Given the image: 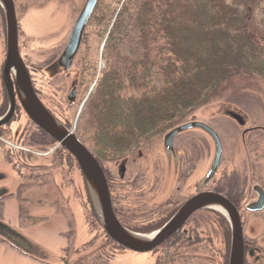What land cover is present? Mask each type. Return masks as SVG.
I'll list each match as a JSON object with an SVG mask.
<instances>
[{"label":"flooded vegetation","instance_id":"1","mask_svg":"<svg viewBox=\"0 0 264 264\" xmlns=\"http://www.w3.org/2000/svg\"><path fill=\"white\" fill-rule=\"evenodd\" d=\"M99 1L92 13L87 28L90 26L94 14H97ZM87 2L88 0H86L83 9L74 22L68 42L61 56L58 58V69H56L51 63L45 67L35 66L30 60L32 58L31 55L25 51L20 39L22 31L21 23L25 18L20 21V13L27 9L28 6H31L28 9H33V7L38 6V9L35 11L36 15L40 16L44 14L42 17L45 18L49 16L47 13L52 9L49 0H13L17 17L20 55L30 74L34 92L50 114L64 128L72 131L80 141L81 139L78 135L79 123L91 93L95 88H92L89 95L84 99L76 119V125L74 128H71L69 125L71 110L77 105L80 94L86 88L84 87L85 84L80 79L72 85L70 91H63L61 87L57 88L53 87V85L55 86L57 83L55 81L56 78L66 75V73L69 75L75 59L81 51L80 48L70 68L67 69L62 66L60 63L62 56L66 51L74 28ZM58 10H61V8ZM36 15L33 17L36 18ZM51 16L53 17L55 15L51 14ZM75 16L76 13L74 14ZM31 17L30 14L26 15V18ZM87 28L81 47L85 42ZM0 29H2L4 37L2 39L0 35V45L4 47L2 52L0 46L1 123L9 113L12 103L10 90L5 82V70L8 57V20L5 6L1 1ZM54 31L56 33L59 32L57 29ZM46 32L43 31L42 36L46 35ZM11 78L15 108L11 119L5 124H0V149L19 178L16 199H14L17 203L20 218L19 230L26 227H33L39 222L48 219L49 213L38 215L34 211L38 204V206L43 207L42 209H46L48 212L51 210L52 213L63 216L69 225L66 233L68 246L64 249L62 261L60 262L61 264H72L66 259L70 254V246L74 242L70 237L71 234L77 233L78 236L76 225L77 210L73 209L70 198L65 194V188L69 189L70 183L63 186L55 181L53 175L54 170L60 169L59 167L63 168L64 171L68 170V172L71 168L74 170L75 167L77 171L81 172L80 174L82 179H84L85 187L88 189L86 193L89 196L90 205L93 210V213H88V216L96 218L94 224L93 222L91 224L95 228L94 230H96L95 239L99 238L102 241L101 236L104 237L106 242L104 241V244L100 245V249L106 246V244L114 247L111 258L95 260L89 264H110L120 254L126 251L134 252L123 248L107 235L95 211L86 179L78 161L27 115L20 100L13 70L11 71ZM45 84L47 85L45 86ZM228 112V117L233 119L230 116L233 112ZM240 117L243 119V125L235 119L233 120L238 123L240 129L243 128V136H249L251 139L254 137V134H257L260 137L255 142L250 141V148L246 154V163L239 167L232 166L231 169L228 168L217 179L216 177L224 162L226 148L223 143L222 161L215 177L210 182H205L207 175L202 181L196 179L200 155L198 150V133L194 132L195 130L182 133L176 137L172 148H170L171 143L169 145L166 143V134H164L163 136L154 138L155 144L159 139L161 140L160 150L157 149L158 146L155 147L156 149H153L152 143L154 141L150 140L137 149V152H141L142 147H145L147 152L145 155L141 153L138 157L131 153L104 165L96 159L106 175L111 193L112 206L119 222L134 233L151 235L166 226L187 203L201 194H216L226 198L234 206L239 215L243 230L244 264H264V149L262 150L259 147L254 148L256 143H259L261 140V137L264 139V128L260 126L250 127L247 125L246 120L242 116ZM206 124L215 129L220 135L212 124ZM201 147L204 148L203 143ZM86 148L89 150L87 146ZM154 151L157 152V155ZM55 153H57V156H55ZM39 160L40 162H38ZM40 172L47 174L45 180L39 178L38 174ZM4 179L5 176L0 174V181ZM13 196L14 193L9 192L7 188H0V220L2 222L4 221V204L7 200L12 199ZM63 203L65 204L63 205ZM212 227L215 233H213ZM16 235L18 240L21 241L19 242L21 245L24 247L29 246L26 249L31 250V253L27 254L23 250L18 251L25 256L32 257L31 259H35L34 255H37L38 252L34 251L36 250L35 245H32L26 239L20 238L18 234ZM3 241L7 243L4 238ZM90 241L87 239L83 244L76 246V248L86 249V252L88 248H91ZM232 244L233 225L230 215L223 212L221 208L212 206L194 212L184 222L181 228L163 244L145 253L154 254L153 264H194L192 262L193 260L197 262L202 261L200 259L204 258L213 261V263L221 260L218 264H230ZM36 260L38 261V259Z\"/></svg>","mask_w":264,"mask_h":264},{"label":"trees","instance_id":"2","mask_svg":"<svg viewBox=\"0 0 264 264\" xmlns=\"http://www.w3.org/2000/svg\"><path fill=\"white\" fill-rule=\"evenodd\" d=\"M104 19L105 68L78 128L103 165L190 122L231 78L264 81L263 39L237 0H126ZM84 60L92 82L97 64Z\"/></svg>","mask_w":264,"mask_h":264},{"label":"rangeland","instance_id":"3","mask_svg":"<svg viewBox=\"0 0 264 264\" xmlns=\"http://www.w3.org/2000/svg\"><path fill=\"white\" fill-rule=\"evenodd\" d=\"M125 1L126 0H119V4H117L116 0H100L99 5H101L103 9L101 8V12L97 14V20L91 22L90 26L87 28L84 45L81 47V51L75 59L69 75L66 73V75L60 76L55 80L57 83L55 86L53 85V87H61L63 91H70L72 85L82 79V76L84 77V87L86 88L80 94L77 105L71 110L69 124L71 128H74L76 125V119L82 106L81 104H83L84 99L89 95L91 89L95 88L101 70L105 68L103 51L108 35L104 34L103 36L102 33L100 34V29H102V26L105 24L104 21L108 20L104 18L106 15L111 16L113 10L119 11ZM237 1L240 10L244 11L245 15L250 16V20H252V18L254 19V24L258 28V34L263 39L262 46H264V0ZM49 3L52 9L47 13L49 16L45 18L42 17L44 14L40 15L41 17L36 15L35 11L38 9V6L33 7V9H28V6L27 9L20 13V21L25 17L24 21L21 23L22 31L20 39L25 51L31 55L32 58H30V60L35 66L45 67L51 63L54 68L56 67V69H58V58L61 56L68 42L74 22L83 9L86 0H49ZM57 5L58 7H56ZM60 8L61 10H58ZM53 10L54 12H52ZM75 13L76 16L74 17ZM28 14L32 17L26 18ZM51 14L55 16L52 17ZM34 15H36V18L33 17ZM59 22H61V24H59ZM56 29L59 32H53V30ZM43 31H47V34L44 36H42ZM0 35L3 39L2 29H0ZM0 46L3 52L4 47L2 45ZM86 56L92 65L97 64L98 67L97 76L92 82L90 77H88V72L85 71V75L83 74L84 58ZM46 85L47 84H45V86ZM57 88L55 89L57 90ZM1 101L2 94L0 89V102ZM228 111L242 116L250 127L260 126L264 128V81L248 75L233 77L224 84L222 92L216 99L206 106L199 108L194 113V116H192L194 119H191V121L195 120L212 124L222 137L226 150L224 153V162L216 177L217 179L220 178V175L228 168L231 169L232 166L239 167L246 163V154L250 148V141L255 142L260 137L257 134H254V137L251 139L249 136L244 137L242 133L243 128L240 129L238 123L228 117ZM194 132L198 133V150L200 155L196 179L202 181L212 165L215 145L211 138L202 131L195 130ZM260 139L261 140L259 143H256L254 148L259 147L263 150L264 139H262V137ZM152 141H154L152 143L153 149H156L155 147L157 146V149L161 148L160 145L162 142L160 139L156 144L155 139ZM202 143L204 148L201 147ZM137 151L138 150L134 151L133 154L138 157L141 153L143 155L147 154L145 147H142L141 152ZM154 152L157 155V152ZM57 153H55V156H57ZM38 162H40V160ZM41 162L43 163V161ZM59 168L60 169L54 170V179L63 186L70 183V188H65V194L70 198L73 209L77 210L76 225L78 236L77 233L71 234L70 237L74 242L70 246V254L66 260L72 264H89L95 260L111 258L114 247L106 244V246L100 249V245L104 244L105 239L103 236H101L102 241H100L99 238L95 239L96 230H94L95 228H93L91 224L92 222L94 224L96 218L88 216V213H93V210L90 205L89 196L86 193L88 189L85 187L84 179H82L80 174L81 172L77 171L75 167L74 170L71 168L69 172L68 170L64 171L61 167ZM0 174L5 176V179L0 181V188H7L9 192L14 193L12 199L7 200L4 204L3 222L14 228L15 231L27 236L28 239L33 242V245H35L36 250L34 251H38L37 255H34L35 259H31L32 257L25 256L18 251L22 250L20 247H17L18 245L10 243L5 237L0 235V264H61L60 261H62L64 249L68 246V239L66 236L69 229L68 221L63 216L52 213L51 210L48 212V210L42 209L43 207L38 206V204L34 211L38 215L49 213L48 219L39 222L33 227H26L19 230L20 218L18 215L17 203L14 200L16 199L19 178L7 162L1 149ZM46 175L47 174L43 172L38 174L39 178H43L44 180ZM64 204L65 203H63V205ZM213 233H215L214 230ZM3 238L8 244L3 241ZM87 239L91 240V248H88L86 252V249L76 248V246L83 244ZM27 252V254H29L31 250ZM36 259H38V261ZM200 260L202 261L196 262L193 260L192 262L194 264H218L221 262L219 259V261L215 263L205 258ZM153 262L154 254L152 253H134L126 251L114 258L110 264H153Z\"/></svg>","mask_w":264,"mask_h":264},{"label":"water","instance_id":"4","mask_svg":"<svg viewBox=\"0 0 264 264\" xmlns=\"http://www.w3.org/2000/svg\"><path fill=\"white\" fill-rule=\"evenodd\" d=\"M6 9L8 20V57L5 70V82L10 90L11 109L0 124L7 123L13 116L15 108V100L12 92L13 84L11 78V71H14L16 83L18 86L21 103L27 115L40 126L48 135L59 142L63 148L69 151L73 157L78 161L80 168L86 179L90 196L95 208V211L100 219V222L107 233L116 243L125 249L145 253L150 252L163 244L170 238L184 222L197 210L202 208H221V210L230 215L233 225V244L231 251L230 264H244V248H243V230L241 221L234 206L224 197L206 193L201 194L194 200L187 203L161 230L151 235H142L134 233L125 228L117 219L112 206L111 193L108 186V181L102 166L96 160L94 155L86 148V146L78 139L72 132L64 128L44 107L41 101L36 96L30 74L21 58L18 45V27L17 17L13 0H0ZM98 3V0H88L87 5L80 15L78 22L74 28L73 34L62 56L61 64L65 68H70L77 56L85 30L92 16V13ZM230 116L243 125V119L238 114L231 113ZM199 130L206 133L215 145L214 161L207 173L205 182H210L215 177L223 156V142L220 135L204 122L191 121L179 125L165 135V141L172 148V144L176 137L188 131ZM28 239L23 233L15 231L4 222L0 221V235L5 237L10 243L18 245L24 252L28 253L27 246L21 245L17 235Z\"/></svg>","mask_w":264,"mask_h":264}]
</instances>
